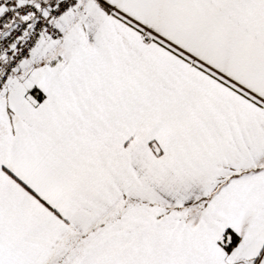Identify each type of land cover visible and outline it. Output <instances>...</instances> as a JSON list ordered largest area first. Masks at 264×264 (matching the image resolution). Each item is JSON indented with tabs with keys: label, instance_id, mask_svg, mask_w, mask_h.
Returning <instances> with one entry per match:
<instances>
[{
	"label": "snow or ice",
	"instance_id": "1",
	"mask_svg": "<svg viewBox=\"0 0 264 264\" xmlns=\"http://www.w3.org/2000/svg\"><path fill=\"white\" fill-rule=\"evenodd\" d=\"M0 264H264V0H0Z\"/></svg>",
	"mask_w": 264,
	"mask_h": 264
}]
</instances>
